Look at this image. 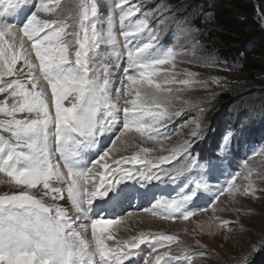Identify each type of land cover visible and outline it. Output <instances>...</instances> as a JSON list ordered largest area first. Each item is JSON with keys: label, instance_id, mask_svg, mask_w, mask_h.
<instances>
[{"label": "snow or ice", "instance_id": "1", "mask_svg": "<svg viewBox=\"0 0 264 264\" xmlns=\"http://www.w3.org/2000/svg\"><path fill=\"white\" fill-rule=\"evenodd\" d=\"M104 6L101 15L97 0H0V174L20 186L0 194V264H137L138 257V264H192L211 254L190 251L176 235L139 231L117 238L134 215L133 202L147 199L143 212L172 221L211 208L228 228L216 215L228 210L221 197L254 195L252 177L264 178L249 166L255 157L264 164V147L252 148L244 171L229 173L213 192L210 181L233 132L226 129L219 151L199 161L190 151L204 135L199 120L163 130L185 108L203 112V98L179 94L207 89L208 82L187 69L178 78L184 53L159 43V32L149 27L151 11L130 0H104ZM26 8L23 23L13 22ZM109 61L120 73L115 90ZM212 83L220 85V78ZM188 123L191 138L167 155L150 158L152 150L142 147L123 154L130 133L162 143ZM237 177L247 183L238 185Z\"/></svg>", "mask_w": 264, "mask_h": 264}, {"label": "rangeland", "instance_id": "2", "mask_svg": "<svg viewBox=\"0 0 264 264\" xmlns=\"http://www.w3.org/2000/svg\"><path fill=\"white\" fill-rule=\"evenodd\" d=\"M154 1L156 0H140V2L147 3ZM200 1L201 4H203L202 2H207V0ZM37 2L38 0H32V3ZM62 2L70 4L72 0H62ZM137 2L139 3V0H130V3ZM97 4L98 8L102 10L101 15L106 14L107 9L104 6V0H97ZM188 4L189 5L185 3L184 6L173 10L172 7L169 6L167 0H159L157 3L143 4L144 6L140 5V7L142 12H152L149 18L155 20V23H149V27L154 30L156 25L158 26L159 43L165 46H174L175 50L183 51L184 54L179 58L175 69V71L180 74L178 78H183V72L187 69L198 73L199 76L197 79L208 82L207 89L193 87L189 91L179 94L196 100L203 98L202 103L199 105V107L204 109L203 112L201 113L198 107L185 108L181 116L175 118L171 124L167 125L171 127L163 130L176 129L177 127L174 128V125L177 120L188 113H192V118L194 117L201 122L203 133H205L211 124H213L211 122L213 121L212 119H217L222 112V108H218L220 104L216 106L221 96L225 94L231 96L233 91L232 88L236 91H241L240 94L243 97L234 103L230 109L231 115H229L227 119L236 118L239 112L242 111L243 116L240 119V125H244L245 129L241 130L239 125L233 127L232 125H228L229 123H226L224 129H221V135L224 132L223 130L226 129H230L235 133H233V137L231 138L230 150L225 153L226 159L223 160L222 164H219L220 170L215 174L216 179L210 181L212 190L215 192L218 187L225 184L229 173L237 170L244 171V160L252 148L264 147V92L258 91L249 95H244L247 91L249 92V90H242L243 87H241V89L236 88L237 86L244 85L242 76L236 73L239 71V68H236V71L229 70L226 68V63L220 62L219 59L216 58L217 56L215 53L207 50L201 39L204 30H201L192 23L199 14L192 13V11L190 13L188 9L191 7L192 2L188 1ZM28 11L29 9L26 8L18 15L13 16L12 21L17 24L23 23L24 17L27 15ZM200 11H202V9L198 8L197 12L201 14ZM204 22H206L204 24L207 26L210 20L208 22V20L205 19ZM118 27L119 25L117 24V28ZM122 39L123 38L120 37V40ZM25 47H28V43H26ZM33 61L38 63V61H35L34 53ZM109 66L112 69V77L116 80V83L112 85L113 90H115L118 83L116 78L120 76V73L116 70V65L113 62L109 61ZM121 66H123V64H121ZM164 67L169 68L170 66L165 65ZM213 77H219L221 84H213ZM40 86L46 87V81L41 79ZM176 87H178V85ZM48 93L49 95L51 93L50 87L48 88ZM67 103L66 101L65 104ZM176 106L180 107V104L177 103ZM51 110L54 111V103L51 106ZM193 127L194 124L188 123L177 135H173L171 139L165 140L162 143H156L153 140L141 138L138 133H130L126 138H132L130 141L131 147L123 154L130 156L139 151V148L142 147L152 150L149 153L150 158L159 155H167L169 154L167 151L169 148L180 144L185 139L191 138L189 130ZM220 142L221 136L218 138L214 137L213 139L209 137L207 142L198 139L192 144L190 151L197 156L199 161H203L207 157L214 156V154L219 151L218 145ZM211 148H214V152ZM195 149L198 152L201 151L200 155L192 151ZM249 166L252 167L256 173L264 172V164L261 163L260 157H255L250 160ZM5 181H9V178L0 174V194H2L5 189L15 190L20 187L12 184L10 181L8 183H5ZM252 181L256 188L254 195H237L234 200L227 194L221 197L223 206L228 210L217 212L216 215L230 222L228 228L220 226L219 221L213 218V210L211 208H209L207 212L199 213L188 221L160 219L141 210L138 213L132 211L134 213L133 216L141 217V223L136 221V224L134 217H129L125 224L120 226L121 230L117 233V238H129L128 233H131L132 236L138 234L139 231L162 232L178 236L182 241V246L189 248L190 251L207 252L211 254L208 256L196 257L192 261V264H240L241 258L245 255H247L248 258L247 264H256L258 262L257 257L264 254V244L260 243L261 238L264 237V178H258L254 175ZM242 182L245 184L247 183V181H243L242 177H237V184L239 185ZM207 195L210 199L211 194ZM146 200L147 199L143 198L135 200V207H143L142 205H147V203L149 205V201ZM206 202L205 200L201 203ZM217 206L220 207L221 205L218 204ZM144 216L151 218L150 221L146 220L147 225L142 224L145 220L143 218ZM158 220H162L163 222L160 223ZM206 220H213V222L219 226L220 234H216L214 236L215 238L205 236L198 231L196 222L204 223ZM237 221L239 224L235 223ZM197 240L205 247L202 248L197 245ZM109 243L111 244L112 242ZM254 245H259V247L253 250ZM172 250L174 252L177 251V246L173 245ZM161 251H164V249H161ZM138 261L139 260H137V262Z\"/></svg>", "mask_w": 264, "mask_h": 264}, {"label": "trees", "instance_id": "3", "mask_svg": "<svg viewBox=\"0 0 264 264\" xmlns=\"http://www.w3.org/2000/svg\"><path fill=\"white\" fill-rule=\"evenodd\" d=\"M192 2L188 11L199 14L192 23L204 30L201 39L207 50L215 53L220 62L226 63V68L242 76L244 85L237 86L247 91L249 95L258 91L264 92V0H167L172 9L180 8ZM201 8V14L197 12ZM210 23L205 26L204 20ZM205 26V27H204ZM235 87V86H232ZM230 95H223L218 104L222 108L220 116L211 121L210 130L215 129L211 136L218 137L222 117L238 99L243 97L240 92L232 88ZM231 89V90H232ZM230 91V90H229ZM187 115L184 120H189ZM184 120H180L182 122ZM256 264H264V254L259 255Z\"/></svg>", "mask_w": 264, "mask_h": 264}, {"label": "bare ground", "instance_id": "4", "mask_svg": "<svg viewBox=\"0 0 264 264\" xmlns=\"http://www.w3.org/2000/svg\"><path fill=\"white\" fill-rule=\"evenodd\" d=\"M134 217V221L137 224L136 221H139L141 223L142 219L140 216H133ZM145 220L142 222L143 225H147L146 224V220L150 221L151 218L144 216L143 217ZM157 220V219H156ZM155 220V221H156ZM160 223H162V220H158ZM134 223V224H135ZM131 224V223H130ZM124 227V226H123ZM196 227L198 228V231L205 235V236H209V237H214L216 234H220L219 233V226L213 222V220H206L204 223L201 222H196ZM128 236H131V233H128ZM215 238V237H214Z\"/></svg>", "mask_w": 264, "mask_h": 264}]
</instances>
